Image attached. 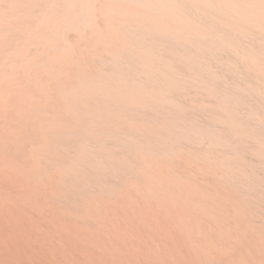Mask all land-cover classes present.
Wrapping results in <instances>:
<instances>
[{
  "label": "bare ground",
  "instance_id": "bare-ground-1",
  "mask_svg": "<svg viewBox=\"0 0 264 264\" xmlns=\"http://www.w3.org/2000/svg\"><path fill=\"white\" fill-rule=\"evenodd\" d=\"M0 160L98 264L121 215L146 264H211L229 204V264H264V0H0Z\"/></svg>",
  "mask_w": 264,
  "mask_h": 264
},
{
  "label": "rangeland",
  "instance_id": "rangeland-1",
  "mask_svg": "<svg viewBox=\"0 0 264 264\" xmlns=\"http://www.w3.org/2000/svg\"><path fill=\"white\" fill-rule=\"evenodd\" d=\"M41 161L45 162L44 159ZM182 172L188 173V170H183ZM197 179L203 184L208 181V178L202 174H197ZM115 201L117 200L115 199ZM63 208V206L57 207L56 217L49 203L40 201L38 204H33L22 198L21 190L18 188L15 179L13 180L10 177V171L0 160V264H98L96 251L90 248L91 246L89 242L87 244L85 237L82 236V238L80 233H76L79 235L77 237L75 230L72 229L74 224L72 221L73 214L68 215V213L63 211ZM227 208V213L229 212L231 220L229 219L226 223L215 224L204 222L200 227V230L208 232L209 236L215 241L214 247L210 248L209 252L211 264H229V261L237 258L242 251L243 254L246 253L248 236L242 235L239 239L237 238L238 234H233L231 239L218 238L217 232L220 229L227 230L233 226L231 218L233 208L230 204L227 205ZM254 211L252 216L253 224L255 226L263 225L264 210L260 208ZM118 217L117 220L110 222L109 227L112 228L108 227V229L106 228L107 226H103L105 229L102 228L103 224L99 221L96 223V221H93L95 219L89 221V223L92 221L90 225L88 224L89 229L91 228L96 233L97 238L99 237L98 239H100V241L97 239L99 247L102 248L103 252L109 253L106 256L108 259L110 258V261H115L113 264H146V258L144 257V254H146L144 252L145 246L141 247L142 249L138 248L133 235L123 234V240L118 244L112 241L111 237L114 231L115 233H119V231L121 233L129 223L127 217H125L126 219L122 215ZM99 224L102 225L99 226ZM109 229L113 230V233ZM196 237V241L200 242L201 235ZM140 238L144 239L146 244L148 242L146 247L148 245V248L156 246L154 248L161 251L162 254L168 252L169 254L167 253L168 255L166 256L168 260L172 259L170 254H176L169 251L165 252V245L159 237L151 240L146 233L142 232ZM80 239L81 241H79ZM180 254L188 253L187 251H182ZM246 256L250 255L247 254ZM246 262L248 264H259L253 257L246 259Z\"/></svg>",
  "mask_w": 264,
  "mask_h": 264
}]
</instances>
